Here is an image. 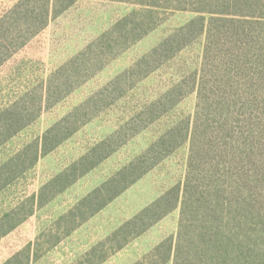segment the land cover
<instances>
[{
	"label": "trees",
	"instance_id": "trees-1",
	"mask_svg": "<svg viewBox=\"0 0 264 264\" xmlns=\"http://www.w3.org/2000/svg\"><path fill=\"white\" fill-rule=\"evenodd\" d=\"M69 2L71 0H18L0 16V45L19 40L24 43L29 34L46 28ZM59 3H62L61 9H57ZM182 5L196 16L97 91V99L88 97L51 125L41 138L8 155L0 162V187L10 184L41 155L57 148L87 123L94 116L91 108L97 106L99 113L121 98L127 89L204 37L199 65L170 81L137 113L135 120L119 127L44 184L33 196L26 215L21 214L24 203L4 213L0 224L7 226L0 227L2 236L31 216L36 207L49 202L109 157L129 138L170 115L194 93L196 102L192 113L180 115L146 149L65 212L58 222L65 223L64 236H68L174 151L188 144L184 179L168 187L121 224L98 247L110 242L117 250L127 244L129 238L144 233L179 209L176 237L162 241L135 264H165L171 259L173 264L264 262V0H186ZM128 17L126 24L117 23L103 32L97 42L52 71L47 79L27 87L10 105L2 107L0 145L29 126L46 105H55L90 79L108 58H113L111 54L118 52L116 48L140 39L157 25L152 8L147 14L135 16L132 22ZM6 60L0 58V65ZM42 235L3 264H29L32 247L40 246ZM103 252L101 249L105 256ZM20 257L25 258L24 262Z\"/></svg>",
	"mask_w": 264,
	"mask_h": 264
},
{
	"label": "rangeland",
	"instance_id": "rangeland-1",
	"mask_svg": "<svg viewBox=\"0 0 264 264\" xmlns=\"http://www.w3.org/2000/svg\"><path fill=\"white\" fill-rule=\"evenodd\" d=\"M17 1L0 0V16L9 11ZM184 1L186 0H71L69 6L52 18L46 28L33 35L29 34L24 43L19 40L8 45H0V58L7 59L0 65L1 111L2 107L10 105L24 93L27 87H33L47 79L52 71L76 57L93 42H97V38L103 32L117 23L126 24V17L129 16L128 20L132 22L135 16L147 14L151 8L157 16L155 28L140 39L130 40V44L125 43L116 48L118 52H112L113 58H108L107 63L95 71L90 79L55 105H46L29 126L1 144L0 162L30 142L41 138L51 125L61 120L88 97L96 96L97 99V91L129 68L163 38L195 17V12L187 10L182 5ZM61 7L62 3H59L57 9ZM203 43L204 37H201L165 66L154 71L133 88L127 89L121 98L99 113L97 106L91 108L90 112L91 114L93 112L94 116L87 123L57 148L41 155L35 164L15 176L10 184L1 185L0 218L20 203H24L21 214L26 215L31 206L30 202L34 201L33 196L39 193L44 184L69 168L80 156L88 153L119 127L131 119L135 120L137 113L142 112L146 103L156 98L170 81L198 66ZM195 102L196 95L193 93L170 115L156 120L129 138L114 153L64 191L43 206L36 207L34 213L12 231L3 236L0 234V264L29 243H35L41 234L44 235L39 241L40 246L36 249L32 247L29 264H135L145 259V256L162 241L170 237L175 238L179 209L156 222L144 233L129 238L127 244L117 250L110 242L102 248L98 247L101 241L107 239L121 224L158 198L168 187L184 179L189 153L188 144L174 151L68 236H64L65 223L58 221L88 193L146 149L180 115L192 113ZM1 226L4 229L7 225L2 223ZM61 236L57 244L51 245ZM102 258L104 259L101 260ZM20 259L23 262L25 260L22 257ZM165 264H173V260Z\"/></svg>",
	"mask_w": 264,
	"mask_h": 264
}]
</instances>
